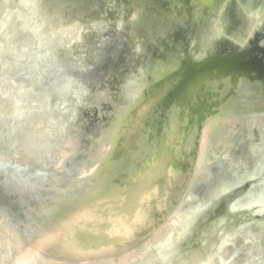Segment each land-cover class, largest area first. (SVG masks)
<instances>
[{"label":"water","instance_id":"obj_1","mask_svg":"<svg viewBox=\"0 0 264 264\" xmlns=\"http://www.w3.org/2000/svg\"><path fill=\"white\" fill-rule=\"evenodd\" d=\"M221 1L0 0V264H264V0Z\"/></svg>","mask_w":264,"mask_h":264},{"label":"flooded vegetation","instance_id":"obj_2","mask_svg":"<svg viewBox=\"0 0 264 264\" xmlns=\"http://www.w3.org/2000/svg\"><path fill=\"white\" fill-rule=\"evenodd\" d=\"M227 4H228V2H227ZM221 5H222V7L224 6V5H226L225 3H224V1L222 0L221 1ZM229 6V5H228ZM195 22L197 23V24H200V19H197V20H194V22H191V23H193V24H195ZM207 22V21H206ZM227 23V22H226ZM226 23H225V26H226ZM237 33H239L238 31H232V32H229V35H231V36H236V35H238ZM260 36V35H259ZM259 36H256V37H254V43H250V53L248 54V56L246 57V58H243L242 60L244 61V60H247V62L248 61H250V60H255V61H257V60H259V62L260 63H262V66L264 67V49H260V47L258 46L259 45V40H258V37ZM223 52H225V53H229V52H233V53H239V50H237L236 51V49H234V48H232V47H230V46H226V48L225 47H223ZM246 62V63H247ZM240 67H243V65L242 66H240ZM263 76H264V74H263ZM264 81H261V83H263ZM258 104L260 103L261 104V102H259V101H256ZM256 102H253V104L254 103H256ZM207 103H208V101H207ZM264 103V102H263ZM252 104V103H251ZM258 105L259 107H261L262 109H264V106H262V105ZM255 105V104H254ZM257 105V104H256ZM255 105V106H256ZM234 108L235 109H237V108H239L238 106H234ZM255 108V107H254ZM209 113L210 112H206V113H199V114H196V115H192L193 117H195V118H198V119H204V118H207V117H209ZM256 114H262L263 113V115H264V110L263 111H257V112H255ZM226 113H222V114H220V116H222V115H225ZM231 115H234V116H236L237 118L238 117H241L243 114L241 113V112H236V114L235 113H230ZM219 116V117H220ZM216 119V118H215ZM215 121L216 120H214V122H213V127H212V132H211V134H213V131H214V123H215ZM211 137H212V135H211Z\"/></svg>","mask_w":264,"mask_h":264}]
</instances>
